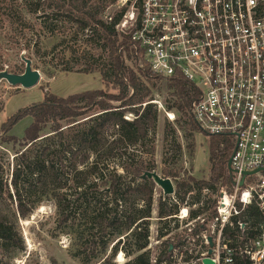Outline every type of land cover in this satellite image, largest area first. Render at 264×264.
Here are the masks:
<instances>
[{
  "label": "trees",
  "instance_id": "trees-1",
  "mask_svg": "<svg viewBox=\"0 0 264 264\" xmlns=\"http://www.w3.org/2000/svg\"><path fill=\"white\" fill-rule=\"evenodd\" d=\"M113 2L2 0L0 3L5 20L22 33L34 31L23 12L29 15L41 12L46 20L63 21L73 32L74 42L84 36L85 50L78 58L81 60L78 69L61 63L63 57L57 61L55 53L59 45L43 53L35 47L33 54L49 57L44 63L48 67L46 75L52 77L51 68L61 73H98L104 88L117 92L111 94L103 88L65 98L45 94L41 102L18 110L0 126V144L13 150L8 174L4 168L5 153L0 151V264L4 257L23 249L16 227L18 220L29 217L47 200L56 206L59 223H70L77 234L76 248L69 253L72 260H80L82 264L99 261L114 264L121 247L129 258L124 264H152L147 246L156 187L151 180H139L144 172L155 170L153 134L158 111L151 103L149 84L164 82L169 97L166 110L175 114V124L187 127L189 151L194 148L193 134L199 133L188 115L197 91L180 75L164 80L151 72L139 45L130 35L116 31L121 13L112 12L110 23L104 20V13ZM49 33L51 36L59 33L53 23ZM94 49L101 52L97 57L92 53ZM126 63L134 68L141 64L144 69L134 72ZM12 73L23 72L15 67ZM127 114L133 119L126 120ZM27 117L30 123L22 137L8 135ZM233 147L230 137L210 136L208 179L192 176L180 179L173 165L180 156L181 145L173 125L164 122L161 177L175 182V201L158 196L156 239L162 241L153 264H174L172 251H182L186 246V230L172 233L180 228L174 216L184 203L197 205L190 211L191 218L204 215L209 220L213 216L214 203L202 190L215 193L220 187L229 188L227 163ZM169 162L171 168L166 167ZM198 232L196 227L191 235ZM189 258H183L182 262H188ZM247 263L245 258L236 260V264Z\"/></svg>",
  "mask_w": 264,
  "mask_h": 264
},
{
  "label": "built area",
  "instance_id": "built-area-1",
  "mask_svg": "<svg viewBox=\"0 0 264 264\" xmlns=\"http://www.w3.org/2000/svg\"><path fill=\"white\" fill-rule=\"evenodd\" d=\"M111 9L121 13L116 31L139 45L152 73L180 75L196 89L188 115L199 132L233 141L229 188L202 190L213 216L191 218L197 205L186 203L174 216L186 244L198 242L200 263L211 238L214 264H264V0H114L103 16L109 23Z\"/></svg>",
  "mask_w": 264,
  "mask_h": 264
},
{
  "label": "rangeland",
  "instance_id": "rangeland-1",
  "mask_svg": "<svg viewBox=\"0 0 264 264\" xmlns=\"http://www.w3.org/2000/svg\"><path fill=\"white\" fill-rule=\"evenodd\" d=\"M1 1L2 0H0V3ZM112 11L113 9L109 10L108 13ZM42 15L41 12L36 15H29L23 12L24 18L34 27V31L22 33L18 31L15 26H11L5 20L2 13H0V72L6 70L12 73L15 67H19L23 72L25 66L20 60V55L24 54V57L31 61L32 69L37 70L40 74L39 83L31 89L10 87L5 81L0 82V108H3L0 111V126L18 110L30 104L41 102L45 94L52 93L56 96L65 98L73 94L104 88L98 73H61L51 68L50 72L52 73V77L45 74L48 67H46L44 63L46 64L49 57L42 58V56L33 54L35 47H38L40 53H43L50 50L54 45H59L55 53L57 61L63 57L64 60L61 63H68L73 69H78V65L81 63V60L78 58L81 52L85 50V47L83 45L84 36L80 35L78 40L74 42L72 40L73 32H69L67 25L63 21L57 20L51 22L44 19ZM51 23H53L55 29L59 31V33L53 36L49 33V26ZM40 25L42 26L40 27ZM92 53L97 57L101 52L94 49ZM126 64L132 67L130 63ZM132 69L136 72V69H144V67L140 64L137 68L132 67ZM149 86L153 98V102L151 101V103L158 111L157 126L153 134L155 150L154 163L155 171L161 177L163 167V124L166 120L170 122L164 115L163 110L166 112L171 111H167L165 106L169 97L164 82L157 83L152 81ZM104 90L111 94L117 93L111 88H104ZM125 119L132 120L133 116L127 114ZM29 123L30 118L27 117L22 119L12 128L8 135L18 138L22 137L23 131ZM171 124L176 130V137L181 145L180 156L175 160L173 165L179 173V178L182 179L192 176L199 180H207L209 177V138L200 132L194 133V148L192 151H189L187 145L190 141L186 139V134L188 133L187 127L182 124ZM0 151L5 153L4 168L5 173L7 172L8 174V171L11 170L10 163L13 150L11 146L0 144ZM166 167L171 168V162H169ZM171 182L175 188V182L172 180ZM159 195H162L161 190L155 188L149 227L150 237L147 246V250L150 252L152 259H155L158 255L160 243L162 241L159 240L160 242H157L156 239L158 226L157 200ZM70 222L72 223L73 221ZM77 222L78 220H75V223ZM16 227L22 241L23 249L1 259L2 264H82L80 260H72L69 256L70 251H74L76 248L75 243L77 242V234L74 229L71 228L70 223L65 225L59 223L57 209L52 201H44L29 217L18 220ZM179 227L178 231L172 233H179L181 229L186 230L185 227L182 226V223H180ZM194 241H196V239ZM196 243L197 245L194 246ZM99 250L100 248L98 247L97 251ZM179 252L182 253L179 254ZM185 252L187 255L183 254ZM202 252L203 249L200 248L198 242H191L186 244V246L182 248V251L178 250V253H175L176 258L173 260V263L201 264L198 258H200ZM108 253H110L109 250L107 254ZM180 255L181 260L178 258ZM187 256L191 257L188 262H182L183 258L186 260ZM127 261H129V258L123 254L120 247L113 263L124 264ZM100 262L101 261L97 264H100Z\"/></svg>",
  "mask_w": 264,
  "mask_h": 264
},
{
  "label": "water",
  "instance_id": "water-1",
  "mask_svg": "<svg viewBox=\"0 0 264 264\" xmlns=\"http://www.w3.org/2000/svg\"><path fill=\"white\" fill-rule=\"evenodd\" d=\"M20 60L24 63V71L22 74L15 75L12 73H9L8 71L4 70L0 72V82L5 81L10 87H17L21 89H31L35 87L39 81H40V74L37 70H33L31 67V61L24 57V54L20 55ZM230 160L227 163V169L229 172H231L230 168ZM264 170V169H262ZM252 173H244L243 176L251 175ZM151 180L155 187L161 190L162 197H170L174 194V186L173 183L169 178L163 179L161 178L157 172L151 171V172H144L140 177L139 180ZM208 242V250H207V257L203 258L201 263L202 264H214L209 256L212 253V241L211 238L207 239Z\"/></svg>",
  "mask_w": 264,
  "mask_h": 264
},
{
  "label": "bare ground",
  "instance_id": "bare-ground-1",
  "mask_svg": "<svg viewBox=\"0 0 264 264\" xmlns=\"http://www.w3.org/2000/svg\"><path fill=\"white\" fill-rule=\"evenodd\" d=\"M121 258V257H120Z\"/></svg>",
  "mask_w": 264,
  "mask_h": 264
}]
</instances>
